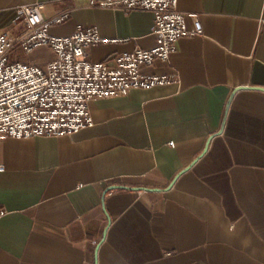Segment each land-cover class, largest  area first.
I'll return each mask as SVG.
<instances>
[{"label":"crops","instance_id":"1","mask_svg":"<svg viewBox=\"0 0 264 264\" xmlns=\"http://www.w3.org/2000/svg\"><path fill=\"white\" fill-rule=\"evenodd\" d=\"M34 2L45 19L69 12L52 35L111 39L91 61L154 45L151 11L87 0H0V33ZM177 8L202 32L143 68L173 82L91 100L92 125L69 136L0 138V264H264V0Z\"/></svg>","mask_w":264,"mask_h":264},{"label":"built area","instance_id":"2","mask_svg":"<svg viewBox=\"0 0 264 264\" xmlns=\"http://www.w3.org/2000/svg\"><path fill=\"white\" fill-rule=\"evenodd\" d=\"M87 3L102 8L151 11L154 45L111 54L94 62L89 58V47L111 40L101 37L97 28L78 24L69 35H52L50 24L64 22L69 17L67 10L45 19L42 2L17 6L12 24H21V30L17 34L10 30L0 33V138L69 136L92 125L91 100L173 82L172 74L143 68L157 61L167 62L177 39L202 32L196 14L179 11L177 0H87ZM186 16L193 21L190 29L185 23ZM39 48L49 49L53 57L43 65L23 59ZM6 213L0 208V217Z\"/></svg>","mask_w":264,"mask_h":264},{"label":"water","instance_id":"3","mask_svg":"<svg viewBox=\"0 0 264 264\" xmlns=\"http://www.w3.org/2000/svg\"><path fill=\"white\" fill-rule=\"evenodd\" d=\"M253 88H258V89H262L264 90L263 87H253ZM237 89H234L233 92L231 93V96L233 95V93L236 91ZM230 96V97H231ZM221 130V129H220ZM220 130L218 132H220ZM205 150V149H204ZM201 155H198V157L195 158L198 159ZM125 186V185H124ZM124 186H121V185H115V186H112V188H117V187H124ZM170 186V185H169ZM128 188V187H126ZM135 189H142V190H149V191H157V190H164V189H160V188H148V187H133ZM168 188V187H167ZM110 221L109 217H108V222Z\"/></svg>","mask_w":264,"mask_h":264}]
</instances>
